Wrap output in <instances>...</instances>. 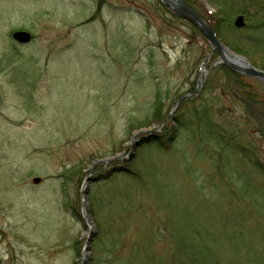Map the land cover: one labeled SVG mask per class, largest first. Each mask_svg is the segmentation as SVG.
I'll list each match as a JSON object with an SVG mask.
<instances>
[{"label":"rangeland","instance_id":"1","mask_svg":"<svg viewBox=\"0 0 264 264\" xmlns=\"http://www.w3.org/2000/svg\"><path fill=\"white\" fill-rule=\"evenodd\" d=\"M203 1L209 8L193 2L211 25L219 21L222 45L262 71L264 0H228L225 13L238 5L249 15L235 13L228 24L216 3ZM239 16L241 29L233 24ZM18 31L32 41L13 43ZM196 31L158 0H0V264H172L171 231L217 264H264L263 174L230 150L217 158L215 143H192L172 121L129 164L92 169L101 179L90 184L91 222L82 223L80 190L94 160L127 157L133 132L154 131L155 116L172 112L203 72L211 81L204 98L220 94L223 75L209 71L217 54ZM214 110L222 115L211 119L225 125L242 119L227 93ZM257 142L264 163V141ZM124 166L125 173H111ZM76 167L80 176L65 193L76 204L70 214L59 187L62 173Z\"/></svg>","mask_w":264,"mask_h":264},{"label":"trees","instance_id":"2","mask_svg":"<svg viewBox=\"0 0 264 264\" xmlns=\"http://www.w3.org/2000/svg\"><path fill=\"white\" fill-rule=\"evenodd\" d=\"M183 1L186 3V5H188V7H190L194 12H196L197 15H199L207 23V25H209L214 30V32L216 33L215 35H217V37L219 38V28H221V26L218 27L219 21L215 20L214 24L211 25V22L209 21V19H207V14L201 10L199 4L197 5L195 2H193H197L198 0ZM207 1L208 3L210 2V4L214 2L219 6L218 10L220 11L218 12L219 14L225 16L226 20L223 22H226L227 24L230 23L232 15L235 13L242 14L245 16L246 19H249V15L247 14L248 10L246 11V9H244V11L242 12V9H237L238 5L237 7H229L232 10L229 13H225L227 6L226 2H228V0ZM214 16L216 17V15ZM222 27L224 29L232 30L231 28H225V26L223 25ZM259 28L260 26L258 25L254 27L255 30H258ZM196 33L198 34L197 36L201 37V34L198 31H196ZM245 42V44H250L248 47L252 49V51H255L256 45L251 44L252 42H249L247 40ZM229 47L232 51L240 53L239 49H237V46L233 48L229 45ZM246 52L247 51L245 50V52H243L242 54H245ZM215 69H219L224 79V87L221 89L220 94H215L212 97V94L208 93V97L204 98L208 89L206 87H208L211 82H209L210 79L208 76V78H206L205 80V85L202 87L200 93L198 95H191L190 97L185 98V100L182 102L181 106L179 107V109H177L175 114L167 120V123L164 127H167L169 121H172L177 126L176 131L184 132L185 134H187L189 137V139L187 140L191 141L192 143H215L217 148H219L218 150L220 151V154L217 155V158L221 159L225 150H230L235 155L239 156L240 159H242L245 163L250 165L251 169L260 172L264 176V163L262 159H259V157L256 155L257 149L259 148L257 141H264V101L261 100L262 98L259 99L258 96L259 92H262L261 87L263 85L259 81L260 83L258 82V85L253 86L247 83V78L245 76H241L238 73L230 71L225 68V66H216ZM262 71H264V65ZM259 84H261V86ZM195 89V87L192 88L190 90V93H193ZM226 93L227 96L232 99V103L235 106L238 104L241 108L242 116L240 118L242 119L239 120V118L233 119L234 117H228V123L225 125L224 121V123L218 122L217 120L215 121L211 118L214 113L218 116L222 115L218 111L214 110V100L216 98V100L221 101L223 95H226ZM262 93L264 95V92ZM157 110L159 109L156 108L154 111L157 112ZM167 116L168 115L159 117L158 115H156L155 120L160 124L166 119ZM231 126L233 127L231 128ZM168 129L170 132L169 139L175 140L176 131H174L172 127ZM241 135H243L248 141L246 145H243L241 138H238ZM254 137L258 140H256ZM209 156L210 153L207 155V157ZM62 174L63 175L62 179L60 180L59 187L60 193L64 197L62 207L66 212L70 214H76L74 212L76 204L73 202V200H66V198L68 197L65 195V193L67 184L69 183L70 179H76V177H79L80 175L78 174L77 167L71 168L70 170L65 171ZM132 181L133 182L131 186H135L137 184V180ZM78 184H80V181L78 182ZM128 195L129 194H127L126 196ZM120 196L122 197L123 195ZM121 197H112L108 202L116 203V200ZM124 207H127L130 210L134 207V205L127 204ZM154 230H152L151 232L153 233ZM168 236V247L173 250L172 252L168 253L171 257L172 264H217L215 257H212L210 252L205 251L204 249H200V247H197L196 243L192 242L194 240H189L186 234L180 235L179 233L171 231L170 233H168ZM195 241L197 242V239H195ZM150 256L151 257L149 258V260L153 257V255L150 254ZM156 262L157 258H154L153 261L150 260L151 264H157Z\"/></svg>","mask_w":264,"mask_h":264},{"label":"water","instance_id":"3","mask_svg":"<svg viewBox=\"0 0 264 264\" xmlns=\"http://www.w3.org/2000/svg\"><path fill=\"white\" fill-rule=\"evenodd\" d=\"M158 1L163 6H165L167 9H169L170 12L174 16L178 17L179 19L183 21H186L187 23L190 24V26H193L195 29H197L200 32L201 36H203V38L207 41L209 46H211V51L217 54L216 55L217 59L214 62V65L225 66L227 69L233 72H236L243 76L254 78V79L264 82V72L250 66L249 63L244 58L234 55L233 52H231L228 48L222 45V43H220V41L217 39L216 35H214L215 33L213 32V30L208 25H206V22L200 16L196 15V13L193 10H191L187 5H185L186 3L184 1L182 0H158ZM203 4L206 5L205 3ZM206 7L208 8V6ZM243 22H244V19L242 16L237 17L236 20L233 22L234 27L237 29L243 28L245 25ZM11 39L13 43H16L21 46H26L28 45V43L31 42L32 36L27 32L23 33V31H18V32L12 33ZM214 65H212V67H214ZM206 74L207 73L201 74V81H200L199 89L203 86L204 78H205L204 76ZM199 89L196 90L194 94H197L199 92ZM190 95L191 94H186V95L181 96L179 99H177L176 106L171 114H173L176 111V109L179 108L184 98H187ZM165 122L166 121H164V123H162L161 125H156V127L154 128L155 129L154 131L138 130L136 132H133L130 142L128 143L130 147H129V152L127 154V157L121 158L118 155H115V156L113 155V157L111 158H106L102 160H94L91 163V165L87 169L88 175L85 178L82 184L81 190H80V196H81L80 199L85 209L84 219L82 220L83 224H85V222H89V223L91 222L90 217L86 213L87 207L85 204V201L87 199L86 197L89 193L90 184L97 182L101 179V177H91L90 176L92 169L97 165H109V164L114 165V163L116 162H125L126 163L125 165L129 164L130 161L133 159L134 153L138 147H140L144 143L146 144L147 142H150L153 140L155 141L157 139V134L159 133V131H161ZM126 168L127 167L125 166L112 168L111 173H120V172L125 173ZM32 180H33L32 181L33 184L35 185L40 182L38 178H34ZM94 236H95L94 232L93 233L91 232L89 234L88 238L86 239L87 241H86L85 248H84L85 251L89 250V246Z\"/></svg>","mask_w":264,"mask_h":264},{"label":"bare ground","instance_id":"4","mask_svg":"<svg viewBox=\"0 0 264 264\" xmlns=\"http://www.w3.org/2000/svg\"><path fill=\"white\" fill-rule=\"evenodd\" d=\"M234 54H235V53H234ZM236 56H238V55H236ZM239 57H242V56H239ZM242 58H244V57H242ZM244 59H245V58H244ZM245 60H246V59H245ZM246 61H247V60H246ZM247 62H248V61H247ZM248 63H249V62H248ZM250 66H251V65H250ZM212 69H213V68L210 67V70H209V71H211ZM203 73H205V72H203ZM206 73H207V72H206ZM205 76H206V75H205ZM205 76H204V77H205ZM184 100H185V98H184ZM175 106H176V105H175ZM174 108H175V107H174Z\"/></svg>","mask_w":264,"mask_h":264}]
</instances>
